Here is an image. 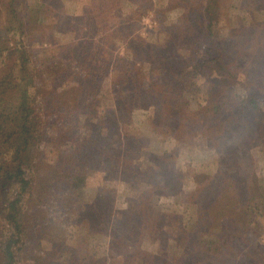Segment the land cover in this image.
Instances as JSON below:
<instances>
[{
    "label": "rangeland",
    "instance_id": "374dc122",
    "mask_svg": "<svg viewBox=\"0 0 264 264\" xmlns=\"http://www.w3.org/2000/svg\"><path fill=\"white\" fill-rule=\"evenodd\" d=\"M207 1L0 0L5 132L21 90L31 111L0 264L10 239L14 264H264V0H218L233 76L203 65Z\"/></svg>",
    "mask_w": 264,
    "mask_h": 264
},
{
    "label": "trees",
    "instance_id": "16d2710c",
    "mask_svg": "<svg viewBox=\"0 0 264 264\" xmlns=\"http://www.w3.org/2000/svg\"><path fill=\"white\" fill-rule=\"evenodd\" d=\"M198 5V4H197ZM199 6V5H198ZM222 4L218 0H209L206 3V6L204 7L205 15L209 17L210 22H209V29L211 28V32H209L206 36L209 35L210 38H208L207 41V59L203 62V65L205 69L207 67H210L211 71L217 70L218 73L224 76H233L235 72L230 68L228 63V58L227 56L223 53L222 51V44L225 40V38H222V36L218 37L215 34V29L212 27L214 24V11L218 12L222 10ZM192 12L198 13L199 17V25L201 24V20L203 19V10H196V11H191L188 13V15L193 19L192 17ZM89 13H92L91 11ZM260 15V16H258ZM257 18L260 20H264V13L263 12H257ZM191 25V23H188V26ZM215 25V24H214ZM192 26V25H191ZM189 29V28H188ZM241 33L246 34L242 29H237L234 31L232 34V37L230 38V45H238V47L242 46V43H239L238 39L236 38L237 35ZM195 33V35H201L199 34L196 29L193 27L191 34ZM204 35V33L202 34ZM196 37V39L198 38ZM244 43V42H243ZM257 54V60L261 61L264 58V45L260 44V49H258ZM23 68V67H22ZM28 67L25 66V71L27 70ZM24 71V72H25ZM28 73V71H27ZM263 84L260 86L262 92L264 93V79H262ZM10 84V81L8 84L6 83L5 86H8ZM252 92V90L250 89ZM6 92V90H5ZM20 102L16 103V109L13 110V113H11L12 109L8 110V115L11 116V124L13 123L14 128L12 129L11 132H5V128L8 125L7 123H4L5 121V113L0 115V181L4 183V186L6 185L7 181L11 182L17 181L20 183L19 188L17 190V193L15 194L12 199H9L6 202L7 205V216L12 219L16 217V212L18 211V207L22 202V197L25 193V191L29 188L31 181L26 175V164L29 162L28 154L26 153V147L28 146L29 142V135L30 134V122H31V111L29 108V103H28V92L21 90L20 93ZM257 96H252L251 102L253 103L254 107H258L261 104L259 103L258 99L256 98ZM264 103V100H263ZM7 110V109H6ZM242 111V110H241ZM245 111V110H244ZM243 111V112H244ZM17 113V114H16ZM16 114V116L14 115ZM9 117V116H8ZM236 119H239V117L236 115ZM6 119H7V113H6ZM5 137L3 139L2 137ZM16 143H19L16 146ZM5 145L10 146L14 150V155L16 160L18 161L16 165L13 167L8 166V160L1 155V148L4 147ZM151 168H156V166L153 164L151 165ZM157 169V168H156ZM252 210H251V215H252ZM124 216V215H123ZM122 216V217H123ZM12 245L13 242L10 239L6 245V253H7V264H14V254L12 250Z\"/></svg>",
    "mask_w": 264,
    "mask_h": 264
}]
</instances>
